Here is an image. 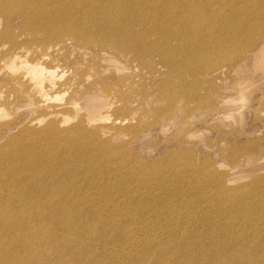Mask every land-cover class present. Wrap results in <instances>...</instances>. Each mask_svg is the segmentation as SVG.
Masks as SVG:
<instances>
[{
	"label": "rangeland",
	"instance_id": "obj_1",
	"mask_svg": "<svg viewBox=\"0 0 264 264\" xmlns=\"http://www.w3.org/2000/svg\"><path fill=\"white\" fill-rule=\"evenodd\" d=\"M129 1L136 24L128 37L142 57L128 51L129 63L110 61L70 40L53 52L61 81L85 67L88 80L122 92H110L119 102L103 108L127 117L116 139L67 134L68 148L63 142L53 156L54 141L39 135L50 117L0 101L1 167L18 151L11 139L39 131L30 153L38 156L14 163L13 176L1 171L0 264H156L165 252L172 263L175 241L214 239L264 253V0ZM9 42L0 40V59ZM63 91L51 101L77 100L85 116L108 94ZM75 111L61 113V130L80 122ZM5 215L37 233L26 236ZM198 260L210 262L205 253Z\"/></svg>",
	"mask_w": 264,
	"mask_h": 264
},
{
	"label": "bare ground",
	"instance_id": "obj_2",
	"mask_svg": "<svg viewBox=\"0 0 264 264\" xmlns=\"http://www.w3.org/2000/svg\"><path fill=\"white\" fill-rule=\"evenodd\" d=\"M135 6V2L129 0H0V40L4 42L3 45L6 44V40L10 41L7 50L4 52L1 51L0 101H3V105L12 103L14 106H30V110L35 108L36 111H39L45 117H50L43 130L41 129L42 134L38 132L41 137L47 139V144L49 143L48 139L54 141L52 147H55L56 150L50 149L53 156L58 153L57 149L61 148L60 145L63 142L65 145L62 148H68L66 144L68 143L67 139H69L68 135L72 137L90 135L95 140H98L106 134L105 136L107 138H102V141L104 143L113 141L116 139L115 137L117 135L122 133V129H119V127L122 126V119L126 120L127 118L124 117L121 119L117 116L112 119L111 114L108 113L109 110H103V108L106 109L107 107L110 109L114 107L116 103L118 104L119 100L117 102L113 98L110 99L112 94H109L113 92V90H116L120 95L122 92H120L118 87L114 89L101 78L96 79V77H92V80H88L89 76L88 78L85 77V75L87 76L84 70L85 67L83 70L78 71L76 74L77 76L74 78L69 77L61 81L66 72H63L64 74H61L60 77L57 76L60 74L58 72L60 66H57L56 62H54L56 58L53 52L59 48H64L67 45L66 41L70 40L74 42L79 49L91 51V53H95V55L110 61L121 62L125 59L124 61L129 63L128 51L133 52L136 58L137 56L142 57V52L137 46L132 44L134 42L128 37L129 35H134L131 32V28L136 24V20L132 15ZM146 15L154 19L156 17V15L152 14L149 10H146ZM143 20L145 19H139L138 21ZM153 20H151V22ZM142 25L144 28H148L147 21L142 22ZM155 28L161 29L160 26H156ZM133 50H135L136 53ZM79 57L80 56L77 58L80 59ZM69 61L74 63L76 59ZM93 64L95 65V63ZM172 67L177 69L174 65H172ZM60 71H63V69ZM93 74L94 73L91 75ZM84 78H87V80ZM63 86L66 88V92H64L65 90L63 89V94L72 91L73 95L79 96L81 93L89 91L91 88H98L103 93L108 94L106 97H96V99L98 98V103L94 105V114L89 110V113L85 116L83 113L79 112L81 107L80 104L76 102L77 100H66V96L64 97L63 95V97L58 98V101L61 102L60 104H54V102L51 101V99L54 98H51L52 93ZM114 98L117 97L114 96ZM11 99L14 100L11 102ZM94 102L95 101H93V103ZM171 107V104L166 106L163 113L170 110ZM0 109L2 108L0 107ZM74 111L77 113L76 118L80 119V122L69 131L61 130L59 125V116L62 115L61 113L64 114ZM63 119L64 120L60 121H67L66 117ZM43 120L44 118H39L37 122L39 123ZM12 124H14V121H12ZM25 130L27 132L29 130V140L24 141L23 138H20L21 136H15V140L11 139V142H16V149L18 151L12 153L6 152L10 154V156L6 158V162L9 164H3L1 167L0 158V187L1 184L4 186L7 184L6 182L1 183V171L6 172L14 163H18L19 160L34 158L39 154L38 149H35V151H33L36 156L30 155L33 147L32 143L34 144V141L31 140V136L37 132L35 131L36 128L35 130L34 128L27 130L26 127ZM19 131L22 130L20 129ZM13 144L11 143L8 145L11 146ZM57 145L59 147H57ZM34 147L36 148V146ZM10 172L13 176L14 173L12 172V168ZM16 175L18 176V172ZM23 182L24 181H21L20 186ZM12 196L16 198L13 193ZM1 214L4 213L0 211V238L2 226ZM5 217L8 222L23 225L25 228H28L26 236L30 237L38 231V227L35 224H30L27 221H21L18 218L7 215H5ZM6 221L3 222L4 225H6ZM101 231L104 233L105 230ZM4 232L5 230L2 234ZM219 241L218 239H214L216 243L214 246L175 241L177 248H169V251L174 256L173 262L171 263V261L169 262L166 260V255H169V253L165 252V256H163L165 259H163V257L156 259V264H193L203 253L208 255L210 262L198 260L196 264H264V253H261L257 248L249 249L246 245L236 246V242L221 244ZM123 251L121 254L124 255L126 252Z\"/></svg>",
	"mask_w": 264,
	"mask_h": 264
}]
</instances>
